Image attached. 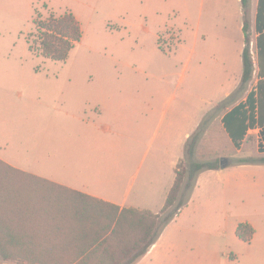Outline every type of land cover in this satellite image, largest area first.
I'll return each instance as SVG.
<instances>
[{"label":"rangeland","instance_id":"obj_1","mask_svg":"<svg viewBox=\"0 0 264 264\" xmlns=\"http://www.w3.org/2000/svg\"><path fill=\"white\" fill-rule=\"evenodd\" d=\"M256 4L250 0L249 22ZM242 9L239 0H8L11 23L6 56L0 59V138L14 123L40 135L46 119L27 113L62 105L59 166L64 172L86 170L98 186L107 187L111 180L119 191L132 182L133 193L145 195L152 201L150 209L159 211L174 178V158L182 156L187 165L186 142L202 120L191 160L254 156L249 142L238 155L221 124L222 114L248 83L224 106L212 103L222 97L223 74L218 55L207 52L208 47L216 51L225 43L236 49L242 43ZM65 11L79 20L82 37L65 60L45 58L35 52L37 23ZM25 33L34 52L28 50ZM198 173L204 180L210 171ZM181 197L186 204L185 190ZM218 204L214 194L210 203H198V219L185 209L179 219L158 228L165 235L163 245L179 247L170 253L174 264H196L185 257L192 238L185 230H215L222 214ZM0 264L22 263L0 258Z\"/></svg>","mask_w":264,"mask_h":264},{"label":"crops","instance_id":"obj_2","mask_svg":"<svg viewBox=\"0 0 264 264\" xmlns=\"http://www.w3.org/2000/svg\"><path fill=\"white\" fill-rule=\"evenodd\" d=\"M7 3L8 0H0V59L6 56L3 51L7 44L6 37L9 35L11 23L8 20V14H6ZM256 11L257 8L250 22V42L252 41L255 50L252 56V76L244 94L232 100L233 104L221 116V124L235 152L240 155L245 143L249 142L254 147L252 158L264 156V61L262 65L256 49V36L258 35L255 26ZM31 20L32 13L30 14ZM242 23L243 19L241 23H238L240 30H242ZM252 35L253 39H251ZM23 36L28 50L34 52L29 47L26 33ZM206 36L208 33L202 35V37ZM237 45L236 49L225 45V43L222 47L218 46L216 51L210 47L207 49L209 56L215 53L218 55L217 62H220L221 65L218 69L223 74L221 79L222 97L212 103L226 101L240 86L243 71L244 34L242 43L239 42ZM238 105L241 106L240 110L230 113ZM62 109L61 105L60 108L59 106L53 107L51 111L48 109L33 111L32 109L27 113L30 117L34 115L46 119V129L44 128L40 135L36 134L37 130L34 131L36 133H33L32 128L22 129L17 126V123H14V127L9 129L8 135L0 138V159L19 171L84 192L120 207H134L157 212L155 209H150L149 203L152 201L147 200L145 195L137 193V191L133 193L135 186L132 182L119 191L118 186L112 185L111 180L108 182L111 185L109 184L107 187L98 186L95 181L85 176L86 170L82 169L84 173L82 171L80 174L75 172L74 175L64 172V166H59L63 161L64 154L63 126L59 127V122H63ZM224 116L225 119H223ZM50 121H52V125L48 128L47 123ZM189 134L190 132L186 133V138ZM232 138L241 139L239 147L234 145ZM181 158L180 155L174 158V178L168 190L174 182L175 167ZM239 159L241 158L231 161L227 159L225 167L209 169L210 173L204 180L199 179L200 173H198L192 187L185 191L188 195L187 203L174 216L173 221L179 219L185 209H190L192 220L198 219L197 217L200 215L197 210L198 203L203 201L210 203L214 199V194L220 204L218 205L222 208L221 217L217 219L219 225L215 230L203 232L186 228L185 231L192 236L191 244H188L189 247L185 250V257L188 261L191 258V261L196 264H264V162L242 163L238 162ZM145 187L146 185L141 187V190L144 191ZM213 188H215L214 192ZM43 218H47V214L30 217V220L40 219L43 221ZM240 222H247L254 228L253 236L248 242L242 241L235 234L236 226ZM43 226L46 227L42 222L40 224L37 222V224H30L29 227H35L37 231L38 229L42 230ZM68 236L70 235L64 234V232H57L56 250L74 251L77 249ZM164 236L161 232L146 253L131 264H165L161 261L162 258L167 259L168 263L166 264H174L176 258L172 257L170 253L177 252L176 247H179L168 243L163 245ZM41 237L44 238L46 235L42 233ZM45 245L43 243V246ZM172 248L174 249L171 250Z\"/></svg>","mask_w":264,"mask_h":264},{"label":"trees","instance_id":"obj_3","mask_svg":"<svg viewBox=\"0 0 264 264\" xmlns=\"http://www.w3.org/2000/svg\"><path fill=\"white\" fill-rule=\"evenodd\" d=\"M243 8L242 50L243 71L239 88L249 82L253 72L250 52V22L246 16L250 0H240ZM40 30L35 52L52 60H65L70 49L82 37L79 20L71 11L50 15L37 23ZM256 49L259 61H264V0H258L256 11ZM29 47L34 51L27 38ZM251 94V93H250ZM248 95V98L250 97ZM223 103V102H222ZM222 106L225 105V101ZM240 105L230 113L240 110ZM225 119V116L223 117ZM202 122L189 137L184 165L181 158L175 167V179L164 204L157 212L134 207H120L84 192L50 180L19 171L0 159V258L22 264H131L146 253L166 225L184 206L183 190H189L202 169H217L220 161H193L195 146L202 131ZM236 147L241 139L232 138ZM238 162H264L259 158H241ZM47 214L43 221L30 220ZM163 218H161V216ZM43 225L42 230L29 227ZM57 232L69 234L77 248L74 251L55 249ZM44 233L46 237L42 238ZM254 228L240 222L235 229L242 241L251 240ZM43 243L46 245L43 246ZM48 248V249H47Z\"/></svg>","mask_w":264,"mask_h":264},{"label":"water","instance_id":"obj_4","mask_svg":"<svg viewBox=\"0 0 264 264\" xmlns=\"http://www.w3.org/2000/svg\"><path fill=\"white\" fill-rule=\"evenodd\" d=\"M227 165V159L226 158H221L220 159V167H225Z\"/></svg>","mask_w":264,"mask_h":264},{"label":"built area","instance_id":"obj_5","mask_svg":"<svg viewBox=\"0 0 264 264\" xmlns=\"http://www.w3.org/2000/svg\"><path fill=\"white\" fill-rule=\"evenodd\" d=\"M249 46H250L251 56H253V54H254L253 43L250 42V45Z\"/></svg>","mask_w":264,"mask_h":264}]
</instances>
